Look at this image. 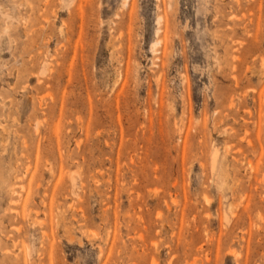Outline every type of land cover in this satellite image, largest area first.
Returning <instances> with one entry per match:
<instances>
[{"label":"rangeland","instance_id":"1","mask_svg":"<svg viewBox=\"0 0 264 264\" xmlns=\"http://www.w3.org/2000/svg\"><path fill=\"white\" fill-rule=\"evenodd\" d=\"M0 264H264V0H0Z\"/></svg>","mask_w":264,"mask_h":264}]
</instances>
